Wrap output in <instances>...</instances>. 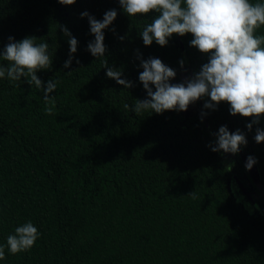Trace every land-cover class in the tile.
I'll return each instance as SVG.
<instances>
[{"label":"trees","instance_id":"16d2710c","mask_svg":"<svg viewBox=\"0 0 264 264\" xmlns=\"http://www.w3.org/2000/svg\"><path fill=\"white\" fill-rule=\"evenodd\" d=\"M110 8L118 14L104 30L105 57L95 58L86 48L94 34L79 13L101 19ZM150 16L129 17L117 0H0V48L9 35L47 39L52 66L37 75L59 81L54 104H46L23 78L0 80V242L28 219L41 232L27 251L5 249L0 264H264V142L253 139L264 114L249 131L251 117L230 114L227 102L205 110L203 120L202 99L195 114L125 109L146 95L137 49L177 69L173 83L207 60L189 46L190 33L173 34L166 46L144 45L138 32ZM60 25L78 39L79 64L68 69ZM104 60L134 86L106 77ZM221 125L245 132L239 153L207 146ZM249 154L258 158L251 168L258 183L245 168Z\"/></svg>","mask_w":264,"mask_h":264},{"label":"clouds","instance_id":"9594fccd","mask_svg":"<svg viewBox=\"0 0 264 264\" xmlns=\"http://www.w3.org/2000/svg\"><path fill=\"white\" fill-rule=\"evenodd\" d=\"M75 2L76 0H58L63 5ZM117 2L129 17L151 13V21L144 24L138 32L144 45L155 42L166 46L173 34L184 36L190 33L192 38L188 41L189 46H194L207 55L206 62L198 70L173 83L177 69L159 57L142 58L137 49L138 67L142 69L138 73V80L146 95L143 99L137 98L131 106L126 103L125 109L130 108L135 114H160L165 110L179 112L187 110L190 104L202 99L201 120L208 114L205 110H215L221 102H227L230 114L251 117L246 123L249 131L253 124L259 123L261 114H264V34H259L257 29L264 26V0ZM117 14V8L106 10L101 19H97L88 10L79 13L82 18L87 17L89 32L94 34V38L86 45L93 57H105L107 46L104 43V30L112 25ZM60 29L69 46L68 56L63 61V67L68 69L74 60L79 64V57L74 55L78 39L66 26L60 25ZM125 35L117 38L124 40ZM52 62L53 55L49 51L47 39L37 41L35 35H27L17 40L9 35L7 43L0 48V80L7 79L11 83L23 78L30 87L34 85L42 90L46 104H54L53 94L59 81L42 80L37 75L40 70L50 69ZM102 63L106 77L126 89L134 86L132 80L123 76L121 67L109 65L107 60ZM178 63L182 70L187 71L184 69L183 58ZM46 111L51 113L52 109L46 107ZM212 135L215 140L210 141L207 146L214 152L237 154L241 151V146L248 143L244 131L239 128L230 131L227 125L219 126ZM253 139L257 143L264 142V128L256 127ZM257 162L258 158L249 154L245 168L250 170ZM240 185L246 189L241 183ZM242 193L244 194L243 191ZM191 194L195 196L194 191ZM40 236L41 232L31 219L18 223L7 234L4 242H0V261L5 260V249L11 255L27 251L36 244Z\"/></svg>","mask_w":264,"mask_h":264},{"label":"water","instance_id":"95a60500","mask_svg":"<svg viewBox=\"0 0 264 264\" xmlns=\"http://www.w3.org/2000/svg\"><path fill=\"white\" fill-rule=\"evenodd\" d=\"M250 170H251L252 176H254V180H255V182L258 183V182H259V178H258V176L256 175V174H257L256 169L253 168V169H250ZM243 192H244V194H245L250 200L254 201V200L252 199V197H251V194H250L246 189L243 188Z\"/></svg>","mask_w":264,"mask_h":264},{"label":"rangeland","instance_id":"374dc122","mask_svg":"<svg viewBox=\"0 0 264 264\" xmlns=\"http://www.w3.org/2000/svg\"><path fill=\"white\" fill-rule=\"evenodd\" d=\"M183 112L185 114H190V113H194L195 114V113H197L196 105L194 103L190 104L189 107L187 108V110H183ZM240 194L243 195V193L241 191H240Z\"/></svg>","mask_w":264,"mask_h":264},{"label":"bare ground","instance_id":"6f19581e","mask_svg":"<svg viewBox=\"0 0 264 264\" xmlns=\"http://www.w3.org/2000/svg\"><path fill=\"white\" fill-rule=\"evenodd\" d=\"M250 182V181H249ZM260 201V200H259Z\"/></svg>","mask_w":264,"mask_h":264}]
</instances>
